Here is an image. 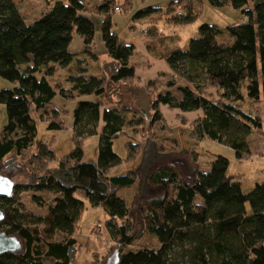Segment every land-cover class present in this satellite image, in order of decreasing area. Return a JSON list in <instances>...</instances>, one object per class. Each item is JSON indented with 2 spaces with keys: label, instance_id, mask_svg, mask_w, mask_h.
<instances>
[{
  "label": "trees",
  "instance_id": "trees-1",
  "mask_svg": "<svg viewBox=\"0 0 264 264\" xmlns=\"http://www.w3.org/2000/svg\"><path fill=\"white\" fill-rule=\"evenodd\" d=\"M207 1L240 10L248 21L225 28L229 41L217 40L223 31L216 25L201 24L185 49L165 57L175 77L185 83L168 81V90L158 91L153 80L145 85L136 81L130 63L134 45L112 28V14L131 0H97L93 8L81 0H57L30 23L14 0H0V76L13 84L0 89L7 114L0 130V174L11 183L0 196V231L19 242L14 250L0 254V264H73L74 226L86 204L105 210V226L114 244L91 264H104L114 250L117 264H264V182L244 192L228 174L229 161L223 155L215 156L207 170L158 163L161 153L150 137L171 130L162 105L201 111L190 122L189 137L223 143L238 159L249 154L253 129H264V0ZM202 6L203 0H171L166 22L189 23ZM156 10L148 7L136 16ZM86 11L103 16L101 36L111 58L108 73L70 76L72 88L51 84L47 77L54 64L66 66L72 60L68 46L74 32L86 49L94 42L95 25ZM121 86L141 87L150 96L147 117L139 105L122 101ZM244 90L249 112L242 108ZM56 92L71 99L105 93L116 98L117 104L103 109L95 161H83L82 141L97 133L103 105L99 100H76L71 126L75 146L70 152L57 157L49 143L34 150L37 120L48 129L62 127L60 112L51 102ZM177 119L186 124L178 114ZM122 134L127 135L125 157L113 149L114 138ZM139 157L126 173H110L112 167ZM135 183L137 190L127 204L118 190ZM157 187L160 196H155ZM27 191L34 192L31 198L38 205L42 200L35 193L55 194L45 214L23 211L21 198ZM144 235L148 244L128 249Z\"/></svg>",
  "mask_w": 264,
  "mask_h": 264
},
{
  "label": "rangeland",
  "instance_id": "rangeland-1",
  "mask_svg": "<svg viewBox=\"0 0 264 264\" xmlns=\"http://www.w3.org/2000/svg\"><path fill=\"white\" fill-rule=\"evenodd\" d=\"M55 1L57 0H14V3L19 5L18 8H20L19 10L26 22L30 23L38 18L48 7L53 5ZM61 1L67 2V0ZM81 1L84 4H90L91 8L95 7L98 3L97 0ZM170 1L131 0L130 4L122 5L123 10L114 12L111 16L113 30L121 39L126 41L132 40L131 44L134 45V52L130 58V63L135 68L136 81L140 85H145L149 80H153L158 84V91H167L169 88L167 86L168 81L175 80L179 84L185 83L183 78L175 77V72L167 64L165 57L176 49H185L189 40L198 36L201 24L216 25L223 31L217 36V40L223 41L225 38L229 41L230 37L225 33V28L228 25L248 21V18L240 10L230 6H212L207 0H203L202 12L193 21L170 24L166 22V7ZM148 7H155L158 10L140 17L136 16L139 11ZM84 14L94 22V42L90 48L86 49L81 37L74 32L68 46V50L73 54L72 60L66 66L54 64L55 70L53 74L47 77L51 84H57L64 88H72L73 83L70 80V76L79 74L86 76L102 75L108 73V64L111 58L106 51L101 36L100 26L103 16L92 11H86ZM12 86V82L0 76V89ZM120 89L123 94L122 101L129 106L136 107V96L130 87L121 86ZM174 94L179 95L178 93ZM242 95V108L249 112L251 111V107L245 90ZM76 100H99L103 103L100 108V118L96 126L97 133L84 138L82 141L83 161H95L97 159L99 134L104 125L102 119L103 109L117 104L116 98L109 96L107 93L103 95L90 94L71 99L65 98L56 92L51 102L60 112L62 127L60 129H48L45 123L37 120L34 150H36L40 143H49L56 156L60 157L74 148L75 143L72 138L71 126L73 123L72 112ZM260 110L263 113V105ZM161 111L171 130L170 132H153L150 136L161 153L159 157H156L158 163H177L182 170H187L189 167L207 170L209 162L215 156L223 155L229 161L228 174L232 175L234 180L240 183L244 192H248L255 182H264L263 128L253 129L249 140L250 152L246 157L238 159L232 148L223 143L207 138L197 140L189 137L190 122L198 114H201V111L181 112L177 109H168L163 105L161 106ZM177 114L180 118L182 117L186 120V124L181 123L177 119ZM6 122V110L4 105L0 103V130ZM134 137L135 139H139L140 136L135 132ZM126 141L127 135L123 134L113 140V149L120 157H125L127 154ZM140 157L137 158L135 163L140 161ZM128 164L122 162L112 167L110 173L113 175L124 174L129 169ZM51 165L54 166L55 162H52ZM137 187L138 185L135 183L131 186L120 188L118 196L125 199L126 203L129 204L133 199ZM154 192L155 196L162 194V190L159 187ZM33 193L32 191H27L22 194L21 207L23 211L45 214L47 205L52 202L55 194L45 191L35 193L40 195L42 200V205H38L31 198ZM107 218L108 215L101 206H89L86 204L82 208L74 226L76 244L71 251L73 264H91L95 258H100L114 245L105 226ZM148 243L147 235H144L137 245L129 246L128 249H135L139 245Z\"/></svg>",
  "mask_w": 264,
  "mask_h": 264
},
{
  "label": "water",
  "instance_id": "water-1",
  "mask_svg": "<svg viewBox=\"0 0 264 264\" xmlns=\"http://www.w3.org/2000/svg\"><path fill=\"white\" fill-rule=\"evenodd\" d=\"M131 91L136 96V104L140 106L142 111H144L145 117L148 116L150 96L145 93L142 88L135 87ZM11 183L4 176L0 174V196L5 195L10 189ZM3 219V212L0 209V221ZM19 246L18 240L7 235L5 232L0 231V254L6 251L14 250ZM119 259V254L117 250L112 251L107 257L104 264H117Z\"/></svg>",
  "mask_w": 264,
  "mask_h": 264
},
{
  "label": "crops",
  "instance_id": "crops-1",
  "mask_svg": "<svg viewBox=\"0 0 264 264\" xmlns=\"http://www.w3.org/2000/svg\"><path fill=\"white\" fill-rule=\"evenodd\" d=\"M126 41V40H125ZM128 44H131L132 43V40H129V41H126ZM136 100V99H135ZM249 140H250V137H249ZM137 161V159L133 162V163H131V164H128L129 165V169L128 170H130V169H133L135 166H136V164L138 163H135Z\"/></svg>",
  "mask_w": 264,
  "mask_h": 264
},
{
  "label": "built area",
  "instance_id": "built-area-1",
  "mask_svg": "<svg viewBox=\"0 0 264 264\" xmlns=\"http://www.w3.org/2000/svg\"><path fill=\"white\" fill-rule=\"evenodd\" d=\"M116 10L118 9L117 7L115 8ZM119 10V9H118Z\"/></svg>",
  "mask_w": 264,
  "mask_h": 264
}]
</instances>
